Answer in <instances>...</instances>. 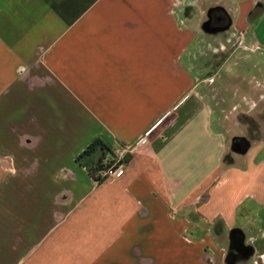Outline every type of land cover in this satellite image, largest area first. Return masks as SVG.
<instances>
[{"label":"crops","instance_id":"crops-1","mask_svg":"<svg viewBox=\"0 0 264 264\" xmlns=\"http://www.w3.org/2000/svg\"><path fill=\"white\" fill-rule=\"evenodd\" d=\"M213 10L257 49L234 102ZM262 55L264 0H0V264H229L235 228L264 264ZM143 136L120 178L76 160Z\"/></svg>","mask_w":264,"mask_h":264},{"label":"rangeland","instance_id":"rangeland-1","mask_svg":"<svg viewBox=\"0 0 264 264\" xmlns=\"http://www.w3.org/2000/svg\"><path fill=\"white\" fill-rule=\"evenodd\" d=\"M213 35L214 41L211 46H207V56L200 62L201 68L204 69L200 80H213L218 89H223V98L229 101H237L239 94L247 92V86L245 85L244 79L250 77L253 71L249 66V59L252 58L253 53L257 49L251 45L246 46L242 43V40L238 36H234L231 33L221 35L220 30L214 29L209 31ZM224 45V46H221ZM222 47V48H221ZM262 55V60H263ZM259 81L261 83V91L264 94V77L263 74H258ZM236 95V97H235ZM235 97V98H234ZM256 97V96H255ZM234 98V99H233ZM261 111L256 113V117H247L248 127L247 130L250 133H257L258 137H263L264 131V98L260 102ZM246 121V122H247ZM247 131V132H248ZM248 258L240 257L239 259L231 260L229 264H235L236 262L248 261Z\"/></svg>","mask_w":264,"mask_h":264},{"label":"built area","instance_id":"built-area-1","mask_svg":"<svg viewBox=\"0 0 264 264\" xmlns=\"http://www.w3.org/2000/svg\"><path fill=\"white\" fill-rule=\"evenodd\" d=\"M146 136V135H145ZM145 136L139 138L133 145L124 146L112 151L101 162L97 169L95 177L97 180L104 178H120L124 174L126 163L124 158L127 154L132 153L135 149L141 147L145 143Z\"/></svg>","mask_w":264,"mask_h":264},{"label":"trees","instance_id":"trees-1","mask_svg":"<svg viewBox=\"0 0 264 264\" xmlns=\"http://www.w3.org/2000/svg\"><path fill=\"white\" fill-rule=\"evenodd\" d=\"M110 152V148L100 138H96L85 147L76 160L79 164L86 167L93 178L96 179L97 169Z\"/></svg>","mask_w":264,"mask_h":264},{"label":"flooded vegetation","instance_id":"flooded-vegetation-1","mask_svg":"<svg viewBox=\"0 0 264 264\" xmlns=\"http://www.w3.org/2000/svg\"><path fill=\"white\" fill-rule=\"evenodd\" d=\"M211 26L212 28H219L220 26H224V21H219V18L221 17L217 11L213 10L211 13ZM243 142H235L234 146H243ZM230 250L228 254V262L230 263L231 260L239 259L242 257L246 252L247 249L242 245L241 243V237L239 235H236L231 240Z\"/></svg>","mask_w":264,"mask_h":264},{"label":"water","instance_id":"water-1","mask_svg":"<svg viewBox=\"0 0 264 264\" xmlns=\"http://www.w3.org/2000/svg\"><path fill=\"white\" fill-rule=\"evenodd\" d=\"M209 24H210V20H208V21L205 22V24H204V26H205L204 28H205L206 31H213L214 29L219 30V29H217V28H211V27H209ZM236 235H239V236L241 237V240L243 241V235H242L241 231H240L239 229H237V228L232 229V230L230 231V241H231V240L233 239V237H235ZM244 247L247 249V252L243 255V258H248L249 256L252 255V248L249 247V246H244Z\"/></svg>","mask_w":264,"mask_h":264}]
</instances>
